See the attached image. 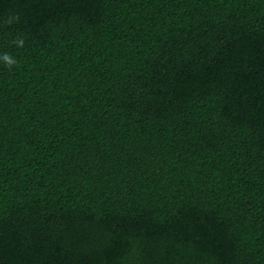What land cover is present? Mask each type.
<instances>
[{"label": "trees", "instance_id": "1", "mask_svg": "<svg viewBox=\"0 0 264 264\" xmlns=\"http://www.w3.org/2000/svg\"><path fill=\"white\" fill-rule=\"evenodd\" d=\"M18 34L0 264H264V0H0Z\"/></svg>", "mask_w": 264, "mask_h": 264}, {"label": "clouds", "instance_id": "2", "mask_svg": "<svg viewBox=\"0 0 264 264\" xmlns=\"http://www.w3.org/2000/svg\"><path fill=\"white\" fill-rule=\"evenodd\" d=\"M19 20L18 14H10L4 20L7 25H13ZM26 36L24 34H18L9 41V48H0V67L13 70L19 65V59L17 54L11 49L20 50L25 47Z\"/></svg>", "mask_w": 264, "mask_h": 264}]
</instances>
